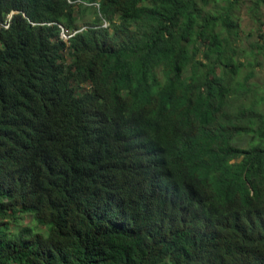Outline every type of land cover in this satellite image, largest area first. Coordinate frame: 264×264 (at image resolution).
Returning a JSON list of instances; mask_svg holds the SVG:
<instances>
[{
    "label": "trees",
    "instance_id": "1",
    "mask_svg": "<svg viewBox=\"0 0 264 264\" xmlns=\"http://www.w3.org/2000/svg\"><path fill=\"white\" fill-rule=\"evenodd\" d=\"M73 1L0 0V264H264L245 0Z\"/></svg>",
    "mask_w": 264,
    "mask_h": 264
},
{
    "label": "rangeland",
    "instance_id": "2",
    "mask_svg": "<svg viewBox=\"0 0 264 264\" xmlns=\"http://www.w3.org/2000/svg\"><path fill=\"white\" fill-rule=\"evenodd\" d=\"M80 0L73 1V3H77ZM251 3V0H245L242 9L240 10L239 14V21L240 26L238 28V36L236 37V42H233V46L235 47L237 51V56L244 57L247 53V57L249 60H255L258 59L260 63H255L256 66L254 68L255 76L251 79V82H254L256 85H258V90H262L264 93V56L258 52V55L255 54V49L253 48V42L256 39H259L258 35V23L254 22L252 20L251 14L249 12L248 5ZM264 7H262L263 9ZM13 14L18 13V11L14 10L12 11ZM90 17L86 18L84 17L83 20L78 21L73 27L65 28L67 33L65 36H63L65 39L69 38V36H73L75 33L80 31L81 29L87 27L88 25V19ZM262 20L264 21V15L262 16ZM58 25L62 26L61 23H57ZM6 28L9 27V24H4ZM264 29V28H263ZM251 51H254L253 55H250ZM246 73V71H245ZM30 220L27 219L26 222H29Z\"/></svg>",
    "mask_w": 264,
    "mask_h": 264
},
{
    "label": "clouds",
    "instance_id": "3",
    "mask_svg": "<svg viewBox=\"0 0 264 264\" xmlns=\"http://www.w3.org/2000/svg\"><path fill=\"white\" fill-rule=\"evenodd\" d=\"M86 4L87 5H95L96 7H98L99 8V4L98 3H92V4H90V3H87L86 2ZM89 15H90V13H88ZM12 15H13V13H11L10 15H9V18L11 19L12 18ZM9 19V20H10ZM4 24H10L9 23V21L7 22V23H4ZM3 24V26H5ZM59 26V28H60V31H59V34H60V39H62L66 44H69L70 45V40L72 39V36H69V38H67V39H65L63 36H65L67 33H69V32H66L65 31V28H67L65 25H63L62 24V26H60V25H58ZM105 26H108V23L107 22H105ZM6 27V26H5ZM86 28V27H85ZM85 28H83V29H81L80 31H78L77 33H79V32H82ZM76 34V33H75ZM75 34L73 35V36H75ZM253 62L254 63H258V62H256L255 60H253Z\"/></svg>",
    "mask_w": 264,
    "mask_h": 264
}]
</instances>
